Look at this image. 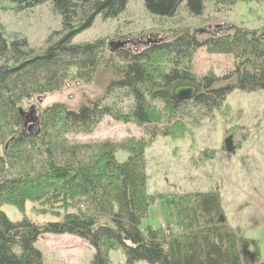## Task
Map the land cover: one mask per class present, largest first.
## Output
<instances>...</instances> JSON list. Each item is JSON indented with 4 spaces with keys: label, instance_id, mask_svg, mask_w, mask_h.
Masks as SVG:
<instances>
[{
    "label": "trees",
    "instance_id": "obj_1",
    "mask_svg": "<svg viewBox=\"0 0 264 264\" xmlns=\"http://www.w3.org/2000/svg\"><path fill=\"white\" fill-rule=\"evenodd\" d=\"M0 1L16 12L48 4L61 20V31L51 36L56 40L41 54L24 39L8 42L0 26V264H44L36 247L44 235L83 241L94 252L91 264H108L115 250L126 264H261L257 243L227 225L217 190L149 195L144 153L159 132L184 135V117L212 115L232 91L264 92V32L231 27L203 41L190 33L176 35L156 54L167 58L164 66L153 62L151 51L118 50L103 98L76 110L63 103L41 109L32 103L71 83L93 81L106 45L103 40L75 45L72 39L97 16L118 17L127 0ZM142 2L145 12L158 18H173L182 2L191 16L203 10V0ZM75 27L80 30L72 32ZM202 48L209 55L234 57V70L223 78L194 75L192 59ZM179 85L196 87V97L177 100L172 91ZM105 118L143 127L147 139H69L92 135ZM119 152L127 155L124 162L117 161ZM157 201L165 203L169 222L141 230ZM26 203L56 221L11 222L1 211L8 205L23 214Z\"/></svg>",
    "mask_w": 264,
    "mask_h": 264
},
{
    "label": "rangeland",
    "instance_id": "obj_2",
    "mask_svg": "<svg viewBox=\"0 0 264 264\" xmlns=\"http://www.w3.org/2000/svg\"><path fill=\"white\" fill-rule=\"evenodd\" d=\"M0 26L8 42L14 38L24 39L35 54H41L56 40L51 36L61 31V20L48 4L16 12L12 4L0 1ZM231 27L258 34L264 32V1L215 3L203 0L200 16H191L182 2L177 14L168 19L147 14L142 0H127L125 10L118 17L105 20L97 16L89 28L72 39L75 45L104 41L106 48L93 81L87 85L71 83L58 93L34 101L31 106L42 109L63 103L76 110L106 95L111 69L119 62L113 55L118 50L130 54L151 51L155 54L153 62L164 66L168 64L167 58L156 54L176 35L190 33L203 41ZM192 63L193 73L199 78L208 74L223 78L234 70L235 59L209 55L202 48L194 54ZM193 114L192 118L183 119L184 135L164 137L159 132L145 150L147 193L166 196L217 190L227 225L243 238L257 243L259 261L264 264V92L234 90L212 115ZM131 137L147 139L143 127L105 118L92 135L69 139L121 141ZM126 158L125 153L116 154L118 162ZM39 210L38 205L31 203L25 204L23 214L8 205L1 207L11 222L23 218L37 225L56 221L50 213L43 214ZM168 222L165 203L157 201L147 219L141 222L140 229L161 228ZM36 247L43 255L44 264H91L94 253L86 243L71 236L44 235L38 239ZM108 261V264H126L120 250L110 252Z\"/></svg>",
    "mask_w": 264,
    "mask_h": 264
},
{
    "label": "water",
    "instance_id": "obj_3",
    "mask_svg": "<svg viewBox=\"0 0 264 264\" xmlns=\"http://www.w3.org/2000/svg\"><path fill=\"white\" fill-rule=\"evenodd\" d=\"M79 30H80L79 27H75L72 30V32H77ZM197 93H198L197 88L189 85L176 86L172 91L173 96L179 101L193 100L196 97ZM34 130H35L34 125L32 127H28L29 132H33Z\"/></svg>",
    "mask_w": 264,
    "mask_h": 264
}]
</instances>
